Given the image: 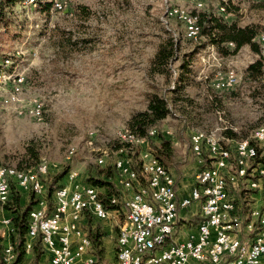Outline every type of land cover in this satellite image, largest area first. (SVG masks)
I'll return each instance as SVG.
<instances>
[{
  "label": "rangeland",
  "instance_id": "374dc122",
  "mask_svg": "<svg viewBox=\"0 0 264 264\" xmlns=\"http://www.w3.org/2000/svg\"><path fill=\"white\" fill-rule=\"evenodd\" d=\"M7 1L0 0V165L29 173L43 163L46 192L64 170L63 186L70 173L84 181L88 166L115 175L119 146H138L127 137L128 122L154 96L167 101L169 113L147 135L154 129L179 157L182 151L195 156L191 137L198 134L224 145L227 132L231 141H252L264 128V0H167L198 16L206 30L196 39L168 17L165 0ZM56 1L60 11H54ZM232 24L255 28L259 53L248 46L234 51L233 43L221 41L223 26ZM256 61L262 67L253 78L246 70ZM229 72L236 74L235 86L216 89L218 76ZM152 141L139 139L150 151ZM136 151L133 162L124 158L138 167L143 150ZM253 189L264 197V185ZM253 189L229 186L242 217ZM8 217L0 225L3 244L13 232Z\"/></svg>",
  "mask_w": 264,
  "mask_h": 264
},
{
  "label": "built area",
  "instance_id": "2783aa9c",
  "mask_svg": "<svg viewBox=\"0 0 264 264\" xmlns=\"http://www.w3.org/2000/svg\"><path fill=\"white\" fill-rule=\"evenodd\" d=\"M62 7H60V10ZM54 10V11H60ZM261 44V41H260ZM262 47V46H261ZM23 78L19 76V80ZM236 74L232 79L218 76L216 89L235 86ZM150 139L156 136L151 133ZM121 138V135L120 137ZM130 151L117 150L119 156L113 166H118L120 178L116 187L121 193L120 203L124 206V196L134 197V207L125 208L126 215L132 216V224L122 223L115 243V264H264V214L260 210H250L248 219L238 213V204L231 196L229 186L237 189L240 183L253 189L259 183L252 179L255 175L264 177V128L259 136H252L249 144L236 148V141L208 140L191 137L192 152L199 158L203 154L209 159L210 174L195 173V189L189 198L177 201L175 179L155 157L146 143H139ZM136 150H143V158H138L139 166L147 167V175L133 180L124 169V157L136 156ZM103 164V163H102ZM260 164L259 172H252V165ZM47 174L44 164L36 171L23 173L20 180H6L0 173V204L10 197V186L14 184L23 192H33L38 199L37 206L29 213L27 251L32 240L41 234V242L48 264H99L89 234L81 222L86 214L95 219L105 220L109 210L99 199V190L76 181L78 175L70 173L68 184L57 189L52 195L53 207L46 202V191L41 178ZM137 192L145 193V202L137 201ZM109 204L118 210L120 203ZM192 202H200L202 221L197 225L196 234L184 241H175L173 227L177 222L178 210ZM42 217H49V226H42ZM252 235L243 241V233ZM12 246L3 249L5 264L13 261Z\"/></svg>",
  "mask_w": 264,
  "mask_h": 264
},
{
  "label": "trees",
  "instance_id": "16d2710c",
  "mask_svg": "<svg viewBox=\"0 0 264 264\" xmlns=\"http://www.w3.org/2000/svg\"><path fill=\"white\" fill-rule=\"evenodd\" d=\"M7 2H11V0H8ZM4 14L2 10L0 9V24L3 22ZM210 20V21H209ZM208 22H211V24H217L214 23V20L209 19ZM216 22V21H215ZM197 29H198V35L200 31L203 33L204 30H206L205 27L202 26L201 22L198 23L197 18ZM200 25V26H199ZM223 29L226 30V33L223 34L221 37L222 42H229L233 43L235 46L234 51L240 50L244 46H248L251 51L255 54L259 53V47L258 45L253 41L256 36L257 32L253 26H246V27H237L235 24L229 25V26H223ZM213 41H215L214 38H212ZM261 62L256 61L253 64L249 65L246 73L252 76L253 78H256L257 75H259V72L261 70ZM167 101L165 99L158 98L157 96L152 97L149 100L148 108L145 112L138 113L136 116L132 117V119L128 122L129 131L130 134L139 136V138H144L148 140L150 138L147 135L148 129L150 127L156 126L157 123L162 121L166 118L169 111L166 108ZM150 133V131H149ZM150 135V134H149ZM225 135L228 137L226 139L233 140L232 137L234 135L232 133H225ZM156 142H150L152 145V150L154 157L168 170L171 168H175L180 172L181 169V160H179L175 154V150L173 147V143L164 138L162 135H159L156 133ZM153 139V138H152ZM124 148V147H122ZM130 151V150H129ZM136 154L138 155V151H136ZM131 161H132V157ZM205 160L204 169H206V156L203 159ZM264 156L261 159H258L257 162H263ZM133 162V161H132ZM260 164H253L252 170L258 167ZM3 167L2 165H0ZM132 169L136 172V174L139 176L141 175L142 168L141 166H133L131 165ZM201 168L202 170H204ZM115 171V168H114ZM67 170L62 171L61 173L57 174L55 177L52 178L51 182L47 186V192H46V201L48 202V207L51 210L53 207L52 202V195L53 193L61 188L63 185L60 184L62 179L66 176ZM116 172V171H115ZM113 176L115 179V176L117 177V174L113 175L112 171L110 169H107L105 171H101L97 167L94 166H88L86 170V175L84 177V181H82L85 185L93 186L95 189L97 188H106L107 194L102 195L99 194L100 201L104 204L105 208L108 210L113 209L112 206L109 204V197L115 196L118 199L121 198L120 191L116 188V183L113 180ZM23 193H27V201L22 203V198L24 195ZM52 202V204H51ZM119 203V202H118ZM38 199L35 197L34 193L29 192H23L19 190L14 184H11L10 186V197L8 201L5 204H0V207L9 212L11 215V226H12V234H10L9 242L12 246L13 251V261L11 264H21L27 254L26 244L28 242V225H29V213L37 206ZM202 221V220H201ZM89 238L91 240V243L94 247V253L97 257V262L100 259L101 250L99 249V235L98 233H89ZM31 252H32V260L31 264H38L41 257L45 254V251L42 246L41 242V234H37V236L32 240V246H31ZM3 240L0 235V263L5 264L3 260Z\"/></svg>",
  "mask_w": 264,
  "mask_h": 264
},
{
  "label": "crops",
  "instance_id": "0c3cea01",
  "mask_svg": "<svg viewBox=\"0 0 264 264\" xmlns=\"http://www.w3.org/2000/svg\"><path fill=\"white\" fill-rule=\"evenodd\" d=\"M181 154H183L184 157L177 156V158L181 160L180 172L175 168L168 169L170 174L175 179V190H176L177 201H181L183 199L190 197L191 192L195 189V186H196L195 179H194L195 172H197L198 170L199 171L202 170L201 168H203L205 164V160L197 157L196 155L185 157V151H182ZM205 167H207V165ZM207 168H210V167H207ZM259 171H260V165L252 170V172H259ZM257 177L258 178L256 179V182H259L258 186L260 187L261 184L263 186L264 177L262 178H259V176ZM79 180L80 179L78 178L76 179V181H79ZM66 183H67V180H66ZM60 184H64V180H62ZM97 190H99L100 194L102 195H106L108 192L106 188H97ZM248 195L251 200L250 210H253V209L260 210V212L264 214L263 195L257 192L256 189H253L252 191L249 190ZM128 198L129 196H124V206H123L122 202L120 203V199L113 196V203L119 202L120 205H118V208H117L118 210H114V209L109 210V215L107 219L98 220L92 217L91 215L86 214L83 221L81 222L83 229H85V231L88 234L96 232L99 235V238H98L99 239L98 241L100 243L99 249L101 250L100 259H98L99 264H115L116 263L115 243H116V238H117L119 229L122 223L124 222V218H125V224H127V216H125L126 215L125 203ZM200 209H201L200 202H192L188 207L178 210L177 222L175 224V227H174L175 230L173 233L175 234V239H174L175 241H184L191 234H196L197 225L202 220L200 216ZM9 214H10L9 212L2 210V208L0 207V225L3 220L7 219ZM244 218L248 219V214L244 215ZM251 236L252 235H248V233L244 232L241 235V239L243 241L249 240ZM9 243L10 242L8 241L5 244H3V248ZM31 260H32V252L29 251L26 254V257L21 264H31ZM38 264H48V257L46 254H44L41 257Z\"/></svg>",
  "mask_w": 264,
  "mask_h": 264
},
{
  "label": "bare ground",
  "instance_id": "6f19581e",
  "mask_svg": "<svg viewBox=\"0 0 264 264\" xmlns=\"http://www.w3.org/2000/svg\"><path fill=\"white\" fill-rule=\"evenodd\" d=\"M35 0H29V3H33ZM60 1V0H59ZM58 1V2H59ZM63 1V0H62ZM56 1V3H54V8L55 10H60V7H62V5L60 3H58ZM165 4L167 5L166 7V14L168 15V17L177 19L178 21H180L184 27H185V33H186V37L188 39H196L198 37V29L196 27V23H197V15H190L188 13H186L185 11L176 8V7H171L169 6L170 4L168 3L167 0H165ZM199 7H201V5H198ZM264 40V38H262ZM233 73L229 72L227 74V76L225 77V79H232L233 78ZM232 86H226L223 88H230ZM15 92H18L19 89L16 87ZM33 114L37 115L39 114V109L36 110H32L31 111ZM151 133H156V131L154 129L151 130ZM150 134V133H149ZM262 134V129L258 130L255 132L254 136H259ZM136 135H132V134H128L127 137L128 139H136L134 138ZM195 137H200V138H205L208 140H214L211 136H204L202 134H198ZM141 141L144 138H139ZM138 140V139H136ZM250 141L247 139H243L239 142H236V148H243V144H249ZM73 150L71 149L69 154L72 155L73 154ZM141 158H143V153L140 154ZM103 160L99 159L98 160V164H102ZM115 170H116V174H117V178H120V171L118 166H114ZM142 168V175H147V167L145 166H141ZM44 169L46 170V166H44ZM124 169H126L128 176H133V180H140L139 176L136 174V172L132 169L131 167V162L130 160H128L127 158H124ZM0 173L1 176H3L4 179L6 180H20L21 176L23 175V172H19L17 170L14 169H9V168H5V167H1L0 166ZM210 174V170L209 169H204V170H200L199 171V175H207ZM74 175H77L76 173H74ZM97 190V189H95ZM137 201L138 202H145V193L144 192H137ZM125 207L126 208H133L134 207V197L129 196V198L126 200L125 203ZM127 224H132V216H127ZM42 226H49V217H42ZM175 227V225H174ZM174 227H173V233H174ZM138 264H145V261H138Z\"/></svg>",
  "mask_w": 264,
  "mask_h": 264
}]
</instances>
